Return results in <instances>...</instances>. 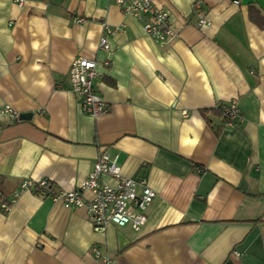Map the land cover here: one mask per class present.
<instances>
[{
  "label": "crops",
  "instance_id": "1",
  "mask_svg": "<svg viewBox=\"0 0 264 264\" xmlns=\"http://www.w3.org/2000/svg\"><path fill=\"white\" fill-rule=\"evenodd\" d=\"M236 1L154 0L176 33L158 45L109 0H0V109L31 114H0V200L21 180L49 183L0 210V264H103L94 246L110 264H264V29L249 20L264 0ZM77 57L97 64V118L70 91ZM228 102L240 122L201 114ZM102 151L155 193L137 232H94L84 208L48 196L80 185Z\"/></svg>",
  "mask_w": 264,
  "mask_h": 264
},
{
  "label": "built area",
  "instance_id": "2",
  "mask_svg": "<svg viewBox=\"0 0 264 264\" xmlns=\"http://www.w3.org/2000/svg\"><path fill=\"white\" fill-rule=\"evenodd\" d=\"M118 7L123 15L136 21L145 18L142 31L152 42L158 45L169 43L176 37L169 15L155 5L154 0H109ZM18 7L23 0H15ZM237 4V1L234 0ZM193 10L199 9V2L191 3ZM196 26L198 28L208 26L206 16L199 12ZM106 35H115L120 32V27L103 26ZM98 49L107 54L110 46L106 36L99 39ZM95 60L82 57L73 59L68 70L70 91L78 97L79 107L83 114L97 118L108 112L103 98L96 93L94 81L98 78ZM107 67L109 62L103 61ZM0 114H8L14 120L18 115L9 107L0 109ZM222 114L228 120V124L240 122L241 117L234 102H228L222 107ZM107 178L110 182H104ZM49 183L47 180L31 181L21 180L17 191L11 200H0V210L8 212L15 198L23 192L38 193L45 196ZM89 193L85 199L83 193ZM53 201H59L65 208H84L88 222L94 232H104L109 225L116 227L129 226L133 231H139L146 222V210L155 196L154 191L148 185L147 179L138 175L125 177L121 174L120 167L116 164V156L110 157L108 153H99L91 172L86 179L73 190H60L48 195ZM92 253L95 259L103 264H110L108 258H103L94 246ZM236 256L238 253H234Z\"/></svg>",
  "mask_w": 264,
  "mask_h": 264
},
{
  "label": "trees",
  "instance_id": "3",
  "mask_svg": "<svg viewBox=\"0 0 264 264\" xmlns=\"http://www.w3.org/2000/svg\"><path fill=\"white\" fill-rule=\"evenodd\" d=\"M249 20L254 23L259 29H264V17H262L258 11L253 8L249 9ZM226 103L219 104L214 110H205L202 111L201 114L206 116V114L211 113L216 116H222L224 118L225 123L228 122L225 116L222 114V107H224Z\"/></svg>",
  "mask_w": 264,
  "mask_h": 264
},
{
  "label": "water",
  "instance_id": "4",
  "mask_svg": "<svg viewBox=\"0 0 264 264\" xmlns=\"http://www.w3.org/2000/svg\"><path fill=\"white\" fill-rule=\"evenodd\" d=\"M30 117H31L30 113H20V114H18L17 119H18V121H25V120L30 119Z\"/></svg>",
  "mask_w": 264,
  "mask_h": 264
}]
</instances>
